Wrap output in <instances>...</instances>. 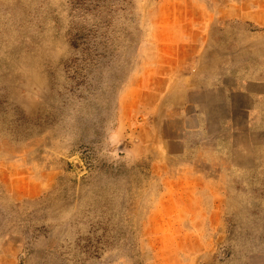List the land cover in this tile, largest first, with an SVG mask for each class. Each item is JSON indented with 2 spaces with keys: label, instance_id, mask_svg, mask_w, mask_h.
I'll use <instances>...</instances> for the list:
<instances>
[{
  "label": "rangeland",
  "instance_id": "374dc122",
  "mask_svg": "<svg viewBox=\"0 0 264 264\" xmlns=\"http://www.w3.org/2000/svg\"><path fill=\"white\" fill-rule=\"evenodd\" d=\"M0 264H264V0H0Z\"/></svg>",
  "mask_w": 264,
  "mask_h": 264
}]
</instances>
